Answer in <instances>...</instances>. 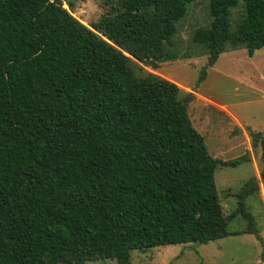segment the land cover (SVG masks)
<instances>
[{"label": "trees", "instance_id": "16d2710c", "mask_svg": "<svg viewBox=\"0 0 264 264\" xmlns=\"http://www.w3.org/2000/svg\"><path fill=\"white\" fill-rule=\"evenodd\" d=\"M193 1L121 0L87 25L63 0H0V264H133L137 248L227 236L239 211L259 235L245 206L257 177L228 215L215 182L218 164L250 153L214 157L179 85L138 65L189 57L170 44ZM209 9L193 36L208 53L198 82L227 44L264 46V0ZM250 134L264 181V130Z\"/></svg>", "mask_w": 264, "mask_h": 264}, {"label": "rangeland", "instance_id": "374dc122", "mask_svg": "<svg viewBox=\"0 0 264 264\" xmlns=\"http://www.w3.org/2000/svg\"><path fill=\"white\" fill-rule=\"evenodd\" d=\"M121 0H63L64 6L87 25L104 14L120 10ZM72 4V5H71ZM246 14L243 1L231 9L235 28ZM209 0H194L177 20L171 46L184 59L165 60L154 66L138 61L142 71L162 75L179 85L187 101L193 125L205 138L210 153L219 159H232L245 153L250 158L234 165L218 164L215 182L224 214L239 207L245 183L257 177L259 190L245 198L246 209L255 218L259 235L249 232L248 220L239 211L229 224L231 234L207 243H177L132 251L133 264H264V181L261 145H253L250 130H264V46L248 53L245 46L227 44L206 78L198 82L200 70L208 61L203 45L193 39L195 31L210 25ZM88 264H117L115 258L89 260Z\"/></svg>", "mask_w": 264, "mask_h": 264}, {"label": "water", "instance_id": "95a60500", "mask_svg": "<svg viewBox=\"0 0 264 264\" xmlns=\"http://www.w3.org/2000/svg\"><path fill=\"white\" fill-rule=\"evenodd\" d=\"M191 97H192V95L189 94V96L185 98V101H189Z\"/></svg>", "mask_w": 264, "mask_h": 264}, {"label": "crops", "instance_id": "0c3cea01", "mask_svg": "<svg viewBox=\"0 0 264 264\" xmlns=\"http://www.w3.org/2000/svg\"><path fill=\"white\" fill-rule=\"evenodd\" d=\"M238 157V156H237ZM233 159V158H232ZM261 177V176H260Z\"/></svg>", "mask_w": 264, "mask_h": 264}]
</instances>
